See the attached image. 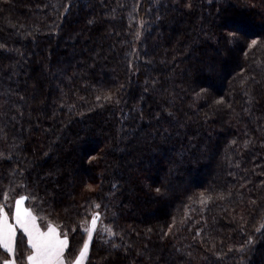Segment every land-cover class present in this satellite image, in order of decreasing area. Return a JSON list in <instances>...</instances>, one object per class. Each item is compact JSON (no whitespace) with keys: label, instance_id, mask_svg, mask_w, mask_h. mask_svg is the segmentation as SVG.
<instances>
[{"label":"trees","instance_id":"trees-1","mask_svg":"<svg viewBox=\"0 0 264 264\" xmlns=\"http://www.w3.org/2000/svg\"><path fill=\"white\" fill-rule=\"evenodd\" d=\"M0 45V202L70 258L100 203L85 264H264V0H0Z\"/></svg>","mask_w":264,"mask_h":264},{"label":"snow or ice","instance_id":"snow-or-ice-1","mask_svg":"<svg viewBox=\"0 0 264 264\" xmlns=\"http://www.w3.org/2000/svg\"><path fill=\"white\" fill-rule=\"evenodd\" d=\"M240 31L242 29L237 26L236 31L230 35L235 36ZM256 44L257 39H253L249 47ZM204 91L205 89H201V93ZM199 95L197 93V96ZM220 102H223V97L217 101V103ZM88 187L91 189L92 185H88ZM156 191L160 192V189L157 188ZM3 197V202H0V264H85L94 234L100 236L102 232H106L110 237L116 234L111 227H98L102 222L100 211L102 205L94 203L90 209L86 210V218L79 222V227L84 234L82 246L79 248L78 254L70 258L66 255V250L69 248L68 230H62V226L52 220H47L45 226L42 227L40 221L43 217L38 216L33 207L25 206V201L29 199L35 201L36 195H17L14 198V205L8 204L9 191H4ZM18 230L23 234V237L27 238V247L23 252L17 246ZM75 230V228L72 229L73 232ZM259 230L257 229V231ZM22 242L23 240H21ZM252 243L253 239L249 236L237 250L244 252L247 250V246ZM113 247L119 246L113 245Z\"/></svg>","mask_w":264,"mask_h":264},{"label":"rangeland","instance_id":"rangeland-1","mask_svg":"<svg viewBox=\"0 0 264 264\" xmlns=\"http://www.w3.org/2000/svg\"><path fill=\"white\" fill-rule=\"evenodd\" d=\"M10 205H14V204H10ZM8 210V209H7ZM10 217H11V213H10Z\"/></svg>","mask_w":264,"mask_h":264}]
</instances>
